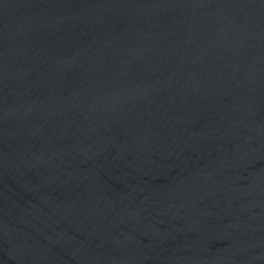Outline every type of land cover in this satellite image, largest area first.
I'll return each instance as SVG.
<instances>
[{"label":"water","instance_id":"95a60500","mask_svg":"<svg viewBox=\"0 0 264 264\" xmlns=\"http://www.w3.org/2000/svg\"><path fill=\"white\" fill-rule=\"evenodd\" d=\"M0 264H264V0H0Z\"/></svg>","mask_w":264,"mask_h":264}]
</instances>
